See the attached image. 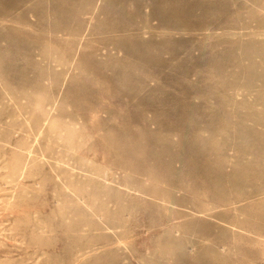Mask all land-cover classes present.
I'll return each mask as SVG.
<instances>
[{"label":"rangeland","instance_id":"obj_1","mask_svg":"<svg viewBox=\"0 0 264 264\" xmlns=\"http://www.w3.org/2000/svg\"><path fill=\"white\" fill-rule=\"evenodd\" d=\"M0 264H264V0H0Z\"/></svg>","mask_w":264,"mask_h":264}]
</instances>
